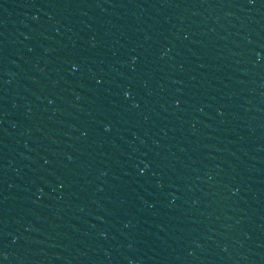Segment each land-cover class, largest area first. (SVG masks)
<instances>
[{
	"label": "water",
	"instance_id": "95a60500",
	"mask_svg": "<svg viewBox=\"0 0 264 264\" xmlns=\"http://www.w3.org/2000/svg\"><path fill=\"white\" fill-rule=\"evenodd\" d=\"M0 264H264V0H0Z\"/></svg>",
	"mask_w": 264,
	"mask_h": 264
}]
</instances>
